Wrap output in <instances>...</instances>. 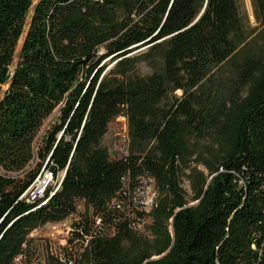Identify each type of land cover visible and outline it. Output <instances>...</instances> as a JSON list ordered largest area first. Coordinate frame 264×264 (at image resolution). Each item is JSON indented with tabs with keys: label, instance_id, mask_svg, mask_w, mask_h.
Here are the masks:
<instances>
[{
	"label": "trees",
	"instance_id": "obj_1",
	"mask_svg": "<svg viewBox=\"0 0 264 264\" xmlns=\"http://www.w3.org/2000/svg\"><path fill=\"white\" fill-rule=\"evenodd\" d=\"M250 3L248 29L237 0H0V264L78 201L102 229L74 223V264H264V0ZM118 116L128 155L111 160L100 142ZM214 141L187 206L183 171ZM45 170L58 181L30 201ZM143 172L161 196L151 231L171 246L158 261L151 243L137 260L127 219L107 213L123 175Z\"/></svg>",
	"mask_w": 264,
	"mask_h": 264
},
{
	"label": "rangeland",
	"instance_id": "obj_2",
	"mask_svg": "<svg viewBox=\"0 0 264 264\" xmlns=\"http://www.w3.org/2000/svg\"><path fill=\"white\" fill-rule=\"evenodd\" d=\"M237 6H238V11L246 27L249 29L256 26L250 0H237ZM28 22H29V18H27V24ZM23 37L24 35L21 36L15 48L13 64L10 67L11 70L14 68V66L18 61V55ZM144 49L145 48L141 50ZM137 72L140 75H148L151 73V70L146 64L140 63L137 67ZM5 88L6 87H3V90H5ZM177 94L180 95V92H177ZM54 116L55 114L53 113L44 122L43 127L41 128L38 136H40L44 132L48 124L53 120ZM128 144H129V139H128L126 119L123 116H118L115 119H113L109 124L106 134L101 139L100 146L106 149L109 159L115 160L128 155ZM214 144H217L216 141L210 143L209 145L205 143L196 160L194 159L195 157L193 158L194 160L191 161L189 164L190 165L189 168L195 169L193 170L192 173L188 169H185L183 171V175L180 179V189L183 192L185 203L187 206H192L197 204L198 194L201 191L205 180L206 179L208 180V174L205 170V165L213 159L212 155L215 154V152L213 151L212 147L214 146ZM222 145L223 144L221 143L220 146ZM60 176L61 174H59V177ZM57 181L53 179L51 184ZM40 183H41V179L39 180V182H37L36 188L39 187ZM47 187L49 186H46V188ZM145 195H146L145 206L149 205L151 207V210L147 216V223L143 227H139L131 231L134 235V241L131 245L130 253H132V255L136 257L137 260L140 258L146 259L147 257V255H145L146 251L142 249L145 245L151 243V245H154L152 251H159V250L163 251L158 255H154L150 257L149 259L150 261H158L164 258L168 254L171 246L169 245L167 249L164 248L167 247L166 246L167 244L165 238L166 234H164L163 231H160L159 233L157 232L154 233L151 231V226L154 224V220H155L154 212L157 208V204L159 203L161 197L159 191L156 189L154 191V187H153L152 193ZM93 214H94V210L91 205H86L84 204L83 201L77 202V211L74 214L76 219L81 218L82 221H87L88 219L91 218ZM171 222L172 220L170 218H166V220L164 221L166 227L165 232L167 233L169 240L172 239L173 237ZM44 225H40L37 228H34L29 233L27 237V241L24 243L25 246H23L21 249L26 252V255L28 256V261L31 264H44L47 261L45 241L47 240L46 237L48 236V231H46L45 229L46 226ZM53 237H55V241L58 242L59 237L58 236H53ZM62 239L60 238L59 241L61 242ZM56 242L51 244V247L53 249L58 248Z\"/></svg>",
	"mask_w": 264,
	"mask_h": 264
},
{
	"label": "built area",
	"instance_id": "obj_3",
	"mask_svg": "<svg viewBox=\"0 0 264 264\" xmlns=\"http://www.w3.org/2000/svg\"><path fill=\"white\" fill-rule=\"evenodd\" d=\"M41 179V183L46 186H50L53 180L52 173L45 170L42 176L37 179L29 192L30 201L39 200L43 197L46 186H43L42 190L36 188L37 182ZM121 188L107 203V213L122 216L127 219L128 227L131 229L143 227L147 223V216L151 210L149 205L145 206L146 195L152 193L153 187L154 191L156 189L154 179L148 175V173L143 172L137 176L136 185H130V177L128 174L123 175L121 179ZM157 190V189H156ZM75 214V213H74ZM74 214L68 216L65 220L61 222L46 223V231H48V236L45 241L46 257L47 261L44 264H74L75 261L81 259L82 249L75 250L74 245L76 243V236L73 230V225L78 221ZM73 220V221H72ZM92 221L94 227L97 229H102L101 217L98 214H93L90 219L85 222ZM69 223V224H68ZM106 237L112 238L117 232L114 226L108 225L106 227ZM51 236V237H49ZM58 236L62 241H55V237ZM57 243L58 248L53 249L51 244ZM25 244L22 245V247ZM87 246V243L83 245V250ZM56 247V246H55ZM71 258V261H66L67 257ZM68 260V259H67ZM11 264H31L28 261V256L24 250H21L13 259Z\"/></svg>",
	"mask_w": 264,
	"mask_h": 264
},
{
	"label": "bare ground",
	"instance_id": "obj_4",
	"mask_svg": "<svg viewBox=\"0 0 264 264\" xmlns=\"http://www.w3.org/2000/svg\"><path fill=\"white\" fill-rule=\"evenodd\" d=\"M43 186H44V184L40 183V185H39L38 189H42V188H43Z\"/></svg>",
	"mask_w": 264,
	"mask_h": 264
}]
</instances>
